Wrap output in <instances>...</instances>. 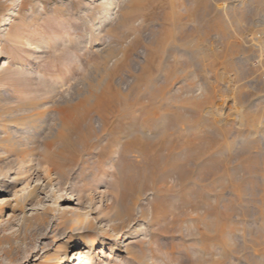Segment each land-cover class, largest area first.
Segmentation results:
<instances>
[{
    "label": "rangeland",
    "instance_id": "374dc122",
    "mask_svg": "<svg viewBox=\"0 0 264 264\" xmlns=\"http://www.w3.org/2000/svg\"><path fill=\"white\" fill-rule=\"evenodd\" d=\"M258 34L264 0H0V264L264 258Z\"/></svg>",
    "mask_w": 264,
    "mask_h": 264
},
{
    "label": "bare ground",
    "instance_id": "6f19581e",
    "mask_svg": "<svg viewBox=\"0 0 264 264\" xmlns=\"http://www.w3.org/2000/svg\"><path fill=\"white\" fill-rule=\"evenodd\" d=\"M253 65L254 66H258L259 65V61L257 60V61H255V62H253ZM65 123V122H64ZM67 123V122H66ZM136 199V198H135ZM125 209H126V211H127V213L129 214V213H131L132 211H131V209H132V207L130 206V205H125ZM124 209V210H125ZM116 215L117 216H120L121 215V213L119 212V211H117L116 212ZM101 244V246L102 247H105V243L104 242H101L100 243ZM78 245V244H77ZM81 245L82 246H86V243L85 242H82L81 243ZM86 248V247H85ZM257 251V250H256ZM97 253H100V251H97ZM259 253V252H258ZM258 253H255L254 255L256 256V258L258 259H256L257 260V262H255L254 264H263V262H264V258L263 257H261L260 256V254H258ZM71 255H74V257L71 259L70 258V256ZM81 248L80 249H78V250H74L73 252H71V253H69V254H67V256H66V261H64V263L65 264H69V263H80L79 261H80V259H81Z\"/></svg>",
    "mask_w": 264,
    "mask_h": 264
},
{
    "label": "built area",
    "instance_id": "2783aa9c",
    "mask_svg": "<svg viewBox=\"0 0 264 264\" xmlns=\"http://www.w3.org/2000/svg\"><path fill=\"white\" fill-rule=\"evenodd\" d=\"M247 38V36H246ZM248 41H251L252 44L255 46V44L257 45H260L261 47V44H264V35H256V36H248ZM257 48V50H259V48L257 46H255ZM262 48V47H261ZM262 58V56H260ZM256 59V57H255Z\"/></svg>",
    "mask_w": 264,
    "mask_h": 264
}]
</instances>
